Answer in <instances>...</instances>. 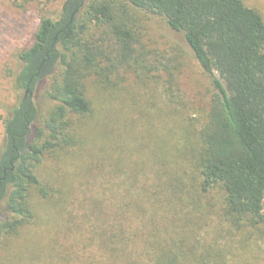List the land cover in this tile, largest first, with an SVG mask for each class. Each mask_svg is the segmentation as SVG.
Returning a JSON list of instances; mask_svg holds the SVG:
<instances>
[{
  "label": "trees",
  "instance_id": "trees-1",
  "mask_svg": "<svg viewBox=\"0 0 264 264\" xmlns=\"http://www.w3.org/2000/svg\"><path fill=\"white\" fill-rule=\"evenodd\" d=\"M135 11L182 35L212 87L204 111L184 109L179 62L147 63ZM18 60L13 88L24 95L3 122L0 151V264L33 256L27 243L13 252L14 242L45 208L66 232L74 228L91 264H264V19L256 9L242 0H64L57 18L39 20ZM128 73L153 81L174 105L161 110L173 125L133 146L136 159L124 142L134 123L117 124L104 106L126 93ZM39 89L41 116L30 99ZM75 162L72 176L65 167Z\"/></svg>",
  "mask_w": 264,
  "mask_h": 264
},
{
  "label": "rangeland",
  "instance_id": "rangeland-1",
  "mask_svg": "<svg viewBox=\"0 0 264 264\" xmlns=\"http://www.w3.org/2000/svg\"><path fill=\"white\" fill-rule=\"evenodd\" d=\"M242 1L248 7L256 9L264 19V0ZM63 2L64 0H0V151L5 142L3 122L24 95V91L13 88V77L19 66L18 54L31 44L39 20L42 17L57 18ZM134 21V29L146 52L147 63L158 65L159 68H162V65L170 68L173 61L174 64L179 62L181 65L178 71L172 70L176 76L177 95L184 109L188 114L196 110L200 113L204 111L211 97L212 87L182 35L170 30L161 18L140 11L134 12ZM176 57L177 60H173ZM139 71L140 69L136 72ZM135 75H126L122 84L127 90L121 99L110 100L104 104L110 111V119L120 120L117 124L128 125L133 122L135 125L134 133L137 138L133 137L135 135L132 133L124 139L125 144L133 149L130 152L131 159L142 158V153L135 152L134 147L147 134H166L167 129L173 125V115L169 116L161 110L174 107L168 105L167 100H163L157 88H153V81L142 85L137 82ZM150 75L166 78L163 71H153ZM91 97L93 101L97 99L94 89L91 90ZM30 99L38 109V115H43L47 102L42 91L37 90L30 95ZM139 108L144 110L145 115L142 117L134 112ZM147 129L149 132H146ZM78 164L75 162L65 167L69 175H74ZM149 166L150 164L146 165L147 172ZM73 184L77 186L78 180H74ZM39 215V223L14 242L13 252L20 250L21 245L25 243L30 244L34 250L33 256L29 255L30 258L23 264H91L80 258L81 241L74 228L66 232L64 222L55 219L48 208L41 209ZM259 251L263 256L264 246Z\"/></svg>",
  "mask_w": 264,
  "mask_h": 264
}]
</instances>
